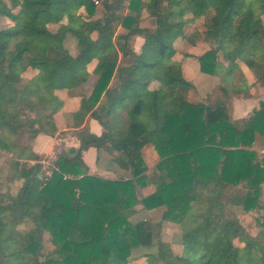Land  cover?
<instances>
[{
	"label": "trees",
	"instance_id": "1",
	"mask_svg": "<svg viewBox=\"0 0 264 264\" xmlns=\"http://www.w3.org/2000/svg\"><path fill=\"white\" fill-rule=\"evenodd\" d=\"M166 1L161 8L160 0H101L98 13L93 0H0V16L13 20L0 27V141L12 178L22 179L0 205V264H126L132 247L153 240L151 220L128 218L136 203L165 206L163 217L182 222L192 200L207 202L205 211L194 215L200 220L184 233L181 254L160 241L161 264H264L259 242L236 219L224 218L219 205L222 193L241 182L247 210L264 186V153L252 147L256 140L264 145V102L240 122L227 105L232 93L247 90L241 66L251 71L253 84L264 86V0ZM143 8L154 25H140ZM64 11L81 23L59 21ZM51 20L61 22L56 30ZM196 21L185 34L184 26ZM68 33L76 38L75 53L65 46ZM135 33L144 38L139 52L128 42ZM204 34L216 44L196 55L199 68L220 82L214 95L190 101L194 85L183 74L182 58L173 57L188 52L174 42L180 37L196 45ZM28 67L39 71L38 81L23 75ZM91 74L98 78L72 112L80 144L47 160V172L30 141L39 132H56L63 106L57 91L80 86ZM88 113L102 126L99 134L84 125ZM146 145L158 153L164 172L156 189L139 198ZM89 146L106 149L132 177L89 173L82 158ZM23 218L32 222L25 233L15 227ZM259 223L264 233V213ZM45 230L58 256L41 260ZM234 236H243L244 244L236 245Z\"/></svg>",
	"mask_w": 264,
	"mask_h": 264
},
{
	"label": "crops",
	"instance_id": "2",
	"mask_svg": "<svg viewBox=\"0 0 264 264\" xmlns=\"http://www.w3.org/2000/svg\"><path fill=\"white\" fill-rule=\"evenodd\" d=\"M166 0H160V7L166 8ZM98 13L100 12V8L96 9ZM66 12V11H65ZM62 12V13H65ZM67 13V12H66ZM62 15V14H61ZM72 15V14H71ZM72 17V16H71ZM142 17L143 19L140 21V25L142 26H152L154 25V19L150 16H147V11L145 8L142 9ZM73 19V18H72ZM75 24L81 23L80 19H73ZM200 24L197 22L192 24L188 23L184 26V33L188 34L194 28L195 25ZM124 30L122 26L119 25L118 30ZM138 34V33H135ZM132 34L129 39V45L132 41ZM136 35L134 37L135 49L131 48L135 52H139L141 50L142 43L144 38L142 35ZM211 38L207 37L205 34L202 38L198 39L196 45H190L185 41H182L180 37H178L174 44L176 47H181L188 52V55L180 56L182 58V71L186 78L191 80L194 87L190 88L187 98L190 101L201 100L205 97L208 91H212L213 95L216 93V89L212 90L215 85L220 82V78L217 75H213L204 71H201L199 68V61L196 58V55L203 53L209 45V41ZM212 40V39H211ZM76 50L73 52L75 53ZM242 73L245 76V84L247 90L239 93H232L228 98L227 105L229 107V112L232 120L236 122H240L244 118L249 117L253 114L255 109L260 108L261 102H264V86L253 84V76L251 71L241 66ZM98 76L96 74H91L84 84L80 86L72 87L63 91H57L61 99L63 100V106L55 115V121L57 124V130L54 134L39 132L33 139H31V147L32 150L43 156L44 161L55 159L58 154L67 149L70 146H79L80 140L75 132L77 129L76 126L72 125L73 116L72 112L75 110L80 103V99L83 95H89L92 90ZM154 84H151V86ZM103 94L101 99L103 98ZM84 125L86 128L99 134L102 131V126L100 123L93 118L89 113L84 117ZM60 131H62L60 133ZM60 133V134H59ZM259 141H254V145L257 150L261 153H264V145L259 146ZM144 147H150L151 152L155 151L153 146L146 145ZM143 147V148H144ZM143 156L145 159V153L143 151ZM112 154L108 152L104 148H96L94 146H89L87 149H84L82 152V158L88 166V172L96 175H100L106 178L111 179H129L132 177L131 170L129 168H124L118 165L112 158ZM146 165V159H145ZM141 188V190H140ZM148 189L147 183L143 185H138L136 190L139 198L144 197L150 192L154 191V189ZM140 190V191H139ZM141 192V193H140ZM141 203V202H138ZM137 203V204H138ZM140 207H144L141 203ZM138 206V207H139ZM146 208V207H145ZM148 209V208H146ZM156 209V208H151Z\"/></svg>",
	"mask_w": 264,
	"mask_h": 264
},
{
	"label": "rangeland",
	"instance_id": "3",
	"mask_svg": "<svg viewBox=\"0 0 264 264\" xmlns=\"http://www.w3.org/2000/svg\"><path fill=\"white\" fill-rule=\"evenodd\" d=\"M5 1L9 2V0H5ZM98 7L101 9L100 4H97L96 8L98 9ZM14 10L17 11L18 7L15 8ZM66 12L60 15L59 21L70 25H74V20L71 17V13L69 12L66 13ZM208 16L209 14L207 15V17ZM262 16L264 21V14ZM59 21H53V20L48 21L49 28L51 30H56L59 23H61ZM12 23H13L12 19L7 18L5 16H0V27L9 26ZM92 35L94 36L95 34L93 33ZM136 35L138 34L132 36V41L130 43V46L134 49H135L134 37ZM208 41L210 46H214L216 44L213 38L212 40L210 39ZM65 46L68 48V50L71 53H73L77 49L76 38L70 33L66 35ZM178 54L179 52H176L173 57L176 58V56H178V58H181L180 56L182 54L181 53L179 55ZM219 55L220 58H222L221 51ZM23 75L36 81L40 79L39 71L31 67H28L23 73ZM86 84L87 83H85L84 86ZM61 132L62 131H60V133ZM1 143L2 141H0V205H4L9 201L11 196H14L18 192L19 187L22 184V179L15 177L12 178V174H14V172L12 166L9 164L10 158H8V154H5L3 148L1 147ZM143 151L145 153V159L148 164L146 165L147 168L144 171V173L146 174L145 183H147L148 189L150 188L156 189L157 184L161 180L160 175H163L162 172H164L158 169L156 165L160 157L156 151L151 152L150 147H144ZM28 162L32 164L34 161L28 160ZM42 165L45 168H47V166L49 165V161H44ZM46 170L47 172H49L48 168ZM41 174L42 173H40L39 175L41 176ZM240 184L242 185L241 182ZM240 184H237L236 188H231L222 193V195L220 196V203H219L221 208L220 213L224 218L236 219L240 224L241 228L252 237H255V239L259 242L260 244L259 250L264 251V233H261L262 228L260 227V223H259V220H261V217L264 213V186H262L260 190L256 204L249 207L246 210L241 204L246 189L243 187V185L241 186ZM204 199L205 198L203 195L202 200ZM191 203H192L191 214H189L187 218L185 216V219L182 222L173 220L170 217H163V214L166 210L165 206H160L152 210L149 208L146 209L145 207H140L139 204L141 203L138 204L136 203V205L133 207L134 210L129 211L128 218L131 222H135L143 218H147L151 220L153 222L152 225L153 240L149 246L139 245L132 247L131 254L129 256V261L126 264H161L162 261L159 258H157V252L161 240L166 242L174 253L181 254L184 249V236H183L184 233L185 232L187 233L189 226H192L195 223L199 222L200 217L194 215L198 214L202 209L205 211L207 205V202L204 204H200V202L193 200ZM9 214L10 211H7L6 215L8 216ZM8 217L12 219V216H8ZM31 226H32V222L29 220V218L19 219L15 225V227L18 230H21L24 233L27 232L31 228ZM203 234L204 233L201 231V235ZM201 238H203V236ZM232 240L236 245L244 244L243 236H234ZM54 247L55 246L52 244L50 240L49 232L45 230V232L42 234V241H41V246L39 248L38 257L42 260L49 256L50 257L58 256L54 250Z\"/></svg>",
	"mask_w": 264,
	"mask_h": 264
},
{
	"label": "built area",
	"instance_id": "4",
	"mask_svg": "<svg viewBox=\"0 0 264 264\" xmlns=\"http://www.w3.org/2000/svg\"><path fill=\"white\" fill-rule=\"evenodd\" d=\"M96 4H100L101 0H93Z\"/></svg>",
	"mask_w": 264,
	"mask_h": 264
}]
</instances>
